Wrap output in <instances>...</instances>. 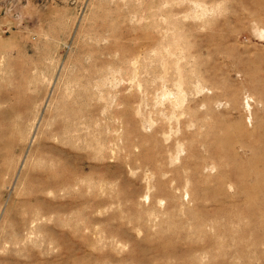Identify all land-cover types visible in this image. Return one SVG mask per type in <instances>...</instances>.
<instances>
[{"label":"rangeland","instance_id":"1","mask_svg":"<svg viewBox=\"0 0 264 264\" xmlns=\"http://www.w3.org/2000/svg\"><path fill=\"white\" fill-rule=\"evenodd\" d=\"M0 264H264V0H0Z\"/></svg>","mask_w":264,"mask_h":264}]
</instances>
